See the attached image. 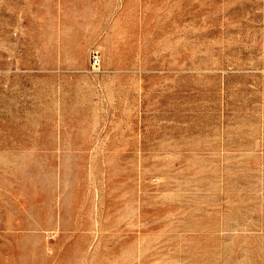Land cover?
Here are the masks:
<instances>
[{
    "label": "rangeland",
    "instance_id": "374dc122",
    "mask_svg": "<svg viewBox=\"0 0 264 264\" xmlns=\"http://www.w3.org/2000/svg\"><path fill=\"white\" fill-rule=\"evenodd\" d=\"M0 264H264V0H0Z\"/></svg>",
    "mask_w": 264,
    "mask_h": 264
},
{
    "label": "built area",
    "instance_id": "2783aa9c",
    "mask_svg": "<svg viewBox=\"0 0 264 264\" xmlns=\"http://www.w3.org/2000/svg\"><path fill=\"white\" fill-rule=\"evenodd\" d=\"M93 63H94V65H99L100 64V59H99L98 55H94Z\"/></svg>",
    "mask_w": 264,
    "mask_h": 264
}]
</instances>
